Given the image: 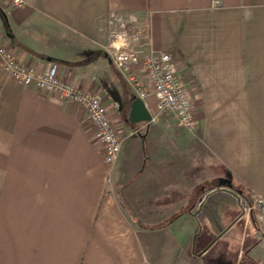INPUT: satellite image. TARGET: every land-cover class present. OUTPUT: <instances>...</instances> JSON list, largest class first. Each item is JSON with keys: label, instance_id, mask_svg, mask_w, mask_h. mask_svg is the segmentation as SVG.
Returning <instances> with one entry per match:
<instances>
[{"label": "crops", "instance_id": "crops-1", "mask_svg": "<svg viewBox=\"0 0 264 264\" xmlns=\"http://www.w3.org/2000/svg\"><path fill=\"white\" fill-rule=\"evenodd\" d=\"M25 2L0 0V36L23 66L97 96L121 149L110 171L82 107L0 64V264H260L243 203L264 199V0ZM112 14L142 31L143 57H172L194 133L153 96L150 123L126 121L136 97L104 51Z\"/></svg>", "mask_w": 264, "mask_h": 264}, {"label": "built area", "instance_id": "built-area-1", "mask_svg": "<svg viewBox=\"0 0 264 264\" xmlns=\"http://www.w3.org/2000/svg\"><path fill=\"white\" fill-rule=\"evenodd\" d=\"M6 8L22 9L25 0H3ZM126 21L116 14L108 20V44L106 56L122 75L135 97L145 101L149 96L156 100L160 113L172 115L179 127L190 133L196 131V120L189 93L177 76L176 65L169 54L150 53L142 56L138 50V38L142 31L129 33ZM0 64L13 81L25 87L58 95L62 99L82 107L93 128V139L100 144L103 161L111 171L119 157L121 142L108 113L100 99L84 93L69 83L57 78L55 68L41 74L23 66L16 54L0 36ZM139 70L145 77L144 83L136 74ZM141 129L129 131L128 136H137ZM244 211L252 218L259 235V244L264 250V199L252 192L243 203ZM260 264H264V258Z\"/></svg>", "mask_w": 264, "mask_h": 264}, {"label": "water", "instance_id": "water-1", "mask_svg": "<svg viewBox=\"0 0 264 264\" xmlns=\"http://www.w3.org/2000/svg\"><path fill=\"white\" fill-rule=\"evenodd\" d=\"M151 120L152 118L146 111L143 101L138 98H135L131 103L129 116L126 121L131 125H136L140 123H150ZM206 198L207 196L204 198V200Z\"/></svg>", "mask_w": 264, "mask_h": 264}, {"label": "rangeland", "instance_id": "rangeland-1", "mask_svg": "<svg viewBox=\"0 0 264 264\" xmlns=\"http://www.w3.org/2000/svg\"><path fill=\"white\" fill-rule=\"evenodd\" d=\"M216 196H218V198H221V197L222 198H225L226 197L225 195H221V194H217ZM226 198L229 201V203L230 202H233V200L229 196H227ZM215 200L216 199L213 198L212 200H210V203L209 204L212 206V203H214ZM227 207H229V206H227ZM232 207H234V206H232ZM220 251H221V246L218 244V245L214 246L211 249V251L209 252V256L215 255V253H220ZM263 252L264 251L262 250V248L260 247V245H257V248L254 251V255L255 256H262L263 255Z\"/></svg>", "mask_w": 264, "mask_h": 264}, {"label": "trees", "instance_id": "trees-1", "mask_svg": "<svg viewBox=\"0 0 264 264\" xmlns=\"http://www.w3.org/2000/svg\"><path fill=\"white\" fill-rule=\"evenodd\" d=\"M227 185H228V184H227ZM248 196H249V195H248ZM248 196H247V197H248Z\"/></svg>", "mask_w": 264, "mask_h": 264}]
</instances>
